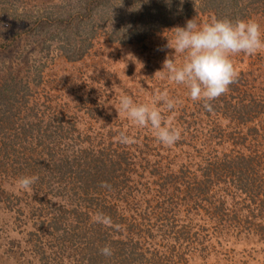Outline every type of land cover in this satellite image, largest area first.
Here are the masks:
<instances>
[{
	"label": "trees",
	"instance_id": "obj_1",
	"mask_svg": "<svg viewBox=\"0 0 264 264\" xmlns=\"http://www.w3.org/2000/svg\"><path fill=\"white\" fill-rule=\"evenodd\" d=\"M29 3L0 0V50L26 35L42 48L54 46L69 61L86 55L100 34L128 44L191 16L235 22L264 14V0ZM36 84L34 77L0 69V184L39 177L22 190V206L13 209L14 223L26 227L32 243L31 264H193L200 253L214 258L254 236L264 241V150L255 146L258 113L264 110L256 109V96L224 93L210 102L212 111L201 106L189 117L183 110V122L172 125L182 138L165 148L154 136L134 138L131 145L81 141L75 128L40 109ZM209 118L211 128L204 130ZM216 120L234 125L228 137L215 135L222 128ZM220 138L221 148L213 149ZM199 142L201 154L194 149ZM142 145L152 152L147 155ZM181 145L184 150L176 154ZM169 151L187 156L175 159L176 169ZM97 213L110 217L111 225L94 222ZM105 246L111 257L101 254Z\"/></svg>",
	"mask_w": 264,
	"mask_h": 264
},
{
	"label": "rangeland",
	"instance_id": "obj_2",
	"mask_svg": "<svg viewBox=\"0 0 264 264\" xmlns=\"http://www.w3.org/2000/svg\"><path fill=\"white\" fill-rule=\"evenodd\" d=\"M19 2L27 4L29 0ZM193 18L200 24L211 22L206 15L191 16L178 24L150 34L141 42L128 44L110 42L106 35L100 34L86 55L75 61L64 58L54 46L42 48L39 43L33 41V37L23 35L24 38L16 41L12 48L0 50V69L2 72L11 70L24 79L34 77L37 81L34 90L40 96V109L49 111L53 116L58 115L70 127L75 128V134L79 135L81 141H112L116 144L121 123L124 126L120 132L130 130L136 140L150 141L155 137L150 128L135 125L124 113L118 111L119 97L126 94L136 103H151L161 93L166 92L170 98L178 101L176 109L169 112L159 101L156 106L163 110L165 120L171 125L183 122L178 116L179 113L182 115L183 110L191 117L197 108L203 107L200 101L190 99L184 85L171 81L166 71H161L166 58L172 59L177 66L185 62L186 54L174 53V49L167 47L168 39L170 42L173 39L174 28L185 26L186 22ZM249 19L258 21L264 30V14ZM7 27L11 30V23ZM232 59L238 76L229 86L225 98L240 93L254 95L259 100L255 103L256 109L264 110V50L252 56L240 53ZM218 100L215 99L214 102ZM200 110L204 112L203 109ZM203 119H206V115ZM258 119L261 127L256 134L255 146L262 151L264 113H258ZM217 123L222 128L215 132V135L224 133L228 137L234 125L230 122ZM210 124L212 120L209 118L204 130L211 128ZM199 127L200 125L198 129ZM246 129L245 127L244 130ZM221 142L222 138L214 142L216 146L213 149L221 148ZM139 148L145 150L147 155L152 152L148 146L142 145ZM165 148L157 151V157L162 158L165 155ZM182 148L183 145L176 150V154H179ZM194 149L201 154L204 145L199 142ZM143 150L138 149L137 154H141L140 151ZM167 154L169 158L172 157L171 166L174 169L178 166H173L176 164V158L187 157H173L170 151ZM13 193L17 194L18 198L14 197ZM9 195L12 199L7 204L5 200ZM25 200L26 195L18 188L16 179L0 184V264H31L29 257H34L30 251L32 243L28 240L26 227L14 223L15 204L21 207V201ZM257 239L254 236L251 243L242 247L236 246L234 251L214 258L200 253L193 258V264H264V241L256 242Z\"/></svg>",
	"mask_w": 264,
	"mask_h": 264
},
{
	"label": "clouds",
	"instance_id": "obj_3",
	"mask_svg": "<svg viewBox=\"0 0 264 264\" xmlns=\"http://www.w3.org/2000/svg\"><path fill=\"white\" fill-rule=\"evenodd\" d=\"M174 29L171 42L167 38V47L174 49V53L186 54V59L177 66L172 59L166 58L161 71H166L171 81L184 85L192 101H203L208 111H212L210 102L226 93L238 76L232 58L240 53L252 56L264 50V30L256 20L234 22L227 18H213L209 23L200 24L193 18L185 26ZM157 101L162 102L169 112L174 111L178 104L166 92L151 103H136L125 94L119 97L118 111L135 125L150 128L162 145L174 146L181 140L182 130L165 120L163 110L156 106ZM117 142L131 145L136 141L121 132ZM38 179V176H24L17 181L18 188L27 191ZM101 186L108 187L106 182ZM93 219L105 226L112 223L110 217L101 213H97ZM100 252L105 257L113 255L109 246L103 247Z\"/></svg>",
	"mask_w": 264,
	"mask_h": 264
}]
</instances>
